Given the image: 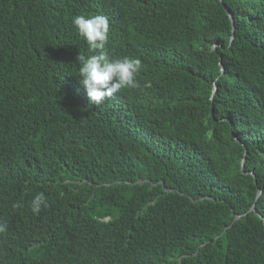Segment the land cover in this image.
Masks as SVG:
<instances>
[{"label": "trees", "instance_id": "obj_1", "mask_svg": "<svg viewBox=\"0 0 264 264\" xmlns=\"http://www.w3.org/2000/svg\"><path fill=\"white\" fill-rule=\"evenodd\" d=\"M81 14L143 65L100 105ZM258 214L264 0H0V264H264Z\"/></svg>", "mask_w": 264, "mask_h": 264}, {"label": "clouds", "instance_id": "obj_2", "mask_svg": "<svg viewBox=\"0 0 264 264\" xmlns=\"http://www.w3.org/2000/svg\"><path fill=\"white\" fill-rule=\"evenodd\" d=\"M71 23L92 53L84 55L79 52L76 57L78 74L75 75L91 103L100 105L121 89H134L138 86L136 77L143 68L141 60L129 56L110 59L104 51L110 27L107 16L75 15ZM47 207L48 201L43 192L35 194L30 201V210L34 215ZM6 231L7 224L0 223V234Z\"/></svg>", "mask_w": 264, "mask_h": 264}, {"label": "water", "instance_id": "obj_3", "mask_svg": "<svg viewBox=\"0 0 264 264\" xmlns=\"http://www.w3.org/2000/svg\"><path fill=\"white\" fill-rule=\"evenodd\" d=\"M226 12L228 13V15H229V18H230V20H231V23H232V17H231V14L226 10ZM243 163V162H242ZM242 167H243V165H241V169H242ZM260 194V193H259ZM252 210L254 211V208L252 207ZM259 215V214H258ZM259 217H260V219L262 220V222H263V225H264V218H262V216L261 215H259Z\"/></svg>", "mask_w": 264, "mask_h": 264}]
</instances>
